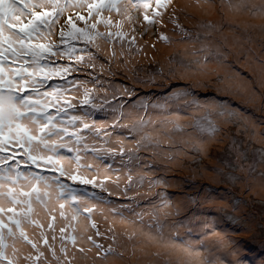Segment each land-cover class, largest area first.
<instances>
[{
	"label": "snow or ice",
	"instance_id": "obj_1",
	"mask_svg": "<svg viewBox=\"0 0 264 264\" xmlns=\"http://www.w3.org/2000/svg\"><path fill=\"white\" fill-rule=\"evenodd\" d=\"M172 3L173 0H155L153 15L149 16L145 11L144 21L150 26L162 24V17ZM226 5L234 13L242 12L264 20V0H240L239 3L226 0ZM141 7L147 10L152 4L150 0H0V264H99L101 261L108 264L110 260L122 259L125 255L127 246L121 244L118 236L123 235L132 242L138 232L149 243L164 250L151 253L163 264H228L219 257L205 256L204 252H211V249L202 251L191 241H181L180 233L175 228L165 232L169 225L162 220V216L172 215L171 211H165L170 208V201L166 197H161V203L153 206L155 211L150 214L148 222L144 220L145 213L136 212L132 204L111 208L113 220L119 217L121 224L138 226L131 232L125 230L118 233L115 224L109 221L96 203H88L86 197L78 196L70 185L61 180L67 177L82 185L100 187L111 196L114 193L104 187V181L98 183L96 176L90 178L85 174L99 171L88 162L89 153L93 158L111 154L122 159L127 156L130 162L134 158L139 159L138 156L134 157L132 149H125L122 141L118 140L116 145H112L103 140V137H109L110 140L111 133L97 126L95 121L90 122V113L77 114L79 108L100 107L95 97L98 91L96 85L100 84L103 89L99 78L73 81L68 80V76L81 71L80 65L94 70L95 61L101 59L97 53H103L109 60L117 59L116 44L121 46L119 55L124 54L126 34L119 30L123 28L124 20L114 23L110 17H103V10L131 21V11H138ZM83 8L88 10L87 17L76 11L74 20L73 15L69 14L74 9ZM62 18L68 26L67 31L61 26ZM93 18L96 22L89 24ZM169 19L182 35L189 36L174 12ZM77 20L85 26L78 27ZM98 23L108 30L100 31ZM200 26L216 28L211 22ZM226 27L234 29L237 25L229 22ZM259 27L264 31V23ZM112 28L118 30L112 31ZM162 39L168 41L166 35H162ZM76 41H82L85 49L78 50ZM134 42L135 36L129 41V49ZM102 45H107L109 50L105 52ZM137 51L146 55L143 48L138 47ZM79 52H86L87 60ZM220 55V52H216L205 55L203 60L181 62L169 72L193 79L205 76L209 74L208 65L217 63ZM61 58L73 60L74 64H57L56 61ZM130 63L129 59L124 60L125 66ZM100 67L103 69L104 64L101 63ZM158 71L162 74L163 68ZM261 72L264 76V67ZM55 78L65 80L66 84L46 88V82ZM89 83L93 87H88ZM195 83L200 84L201 81L196 80ZM217 84L218 90L223 93H231L240 87L232 76L218 77ZM193 86L190 84L186 89L173 92L170 99L204 114L198 116L193 125L182 124L179 113L175 112H165L162 119L138 115V123L133 125V130L138 132L135 152L141 149L151 150L153 155L165 152L167 160L175 161L177 157L172 155L175 149L172 133H184L186 127H191L211 137L219 131L215 115L236 114L216 111L227 105L203 103L190 91ZM203 87L207 88V83H203ZM257 96L264 99V93H257L253 89L247 103L254 104ZM117 126L127 127L119 120L112 125L113 128ZM165 144L169 147L165 148ZM61 150L72 155H62ZM18 155L25 159L18 160ZM22 165L29 170H22ZM33 166L58 170V175L49 177L31 171ZM126 179L127 184L122 189L125 195L142 186L140 182L133 181L131 169ZM118 181L119 177L113 181L117 188L120 187ZM148 183L151 188L162 181ZM157 195L160 196L159 193ZM131 199L135 202V197ZM125 209L134 213L137 219H129L122 211ZM97 212L109 222L106 233H102L97 225L94 218ZM212 235H216L215 231ZM97 237H103L111 243L105 246ZM229 244L221 241L216 248H228ZM131 247L134 256L138 245L132 243Z\"/></svg>",
	"mask_w": 264,
	"mask_h": 264
},
{
	"label": "rangeland",
	"instance_id": "obj_2",
	"mask_svg": "<svg viewBox=\"0 0 264 264\" xmlns=\"http://www.w3.org/2000/svg\"><path fill=\"white\" fill-rule=\"evenodd\" d=\"M183 1L173 0L162 17L163 23L149 25V35L144 37L143 34H138V29L143 30L147 25L143 19L145 12L143 9L132 10L130 14L133 19L131 21L117 16L114 12L111 13V19L114 23L124 20L123 28L119 29L126 34L123 53H126L130 60L137 58L134 66L132 67L130 64H128L129 67L118 66L117 61L124 64V60L122 62L120 58L109 60L103 53H97L101 59L95 61L94 70L80 65L81 71L72 72L68 76V80L73 81H91L99 78L100 83L103 84V89L100 88V84H97L98 91L95 93V97L96 103L100 107L98 109L79 108L77 114L90 113V122L95 121L97 126H102L111 133L110 140L109 137H103V140L109 141L112 145H116L118 140L122 141L125 149H132L134 157L138 156L139 159L134 158L130 162L127 160V156L122 159L111 154L101 158H93L92 154L89 153L88 162L92 163L99 171H89L85 174L90 178L96 176L98 183L104 181V187L109 192L114 193L111 196L100 187L82 185L68 180L67 177H62L61 180L70 185L78 196L86 197L88 203H96L103 214L108 216L109 221L115 224L118 233H123L125 230L131 232L134 227L138 226L121 224L119 217L113 220L111 208H119L122 204H132L136 212L145 213L144 220L148 222L150 214L155 211L153 206L161 203V197H166L170 201V208L165 211L172 212L170 216H162V220L169 225L168 228H165L166 233L171 228H175L180 233L181 241L192 242L191 238H195L192 243L202 251L206 248L212 250L211 252H204L205 256L209 258L212 256L220 258L221 256L227 262L232 260L231 264H236V262L239 264H264V198L239 206L240 200L232 198L233 194L230 192L235 191L240 183L239 190L243 193L242 199L247 203L244 195L245 193L248 195V190L241 188V186H245L242 174L244 173L243 170L252 171L253 167L245 162L243 158L244 146H240L247 141L264 144V99L257 96L256 102L249 104L247 103L248 98L220 92L217 84L218 77L232 76L235 80L238 77L250 82L252 90L255 89L257 93H264V76L258 77V66H264V31H261L259 27L260 24L264 23V20L250 17L242 12L230 11L227 8L226 0H210V2L209 0H190L185 5H178ZM150 2L152 7L149 8L147 14L152 16L155 0H150ZM234 2L239 3L240 0H234ZM179 9H182L188 18L195 20L193 23H189L178 19V22L188 31L189 36L187 37L169 22V17L172 16L173 12L178 13ZM208 22L215 24L216 28L207 29L200 26ZM229 22H235L237 27L234 29L227 28L226 25ZM76 23L79 27H84L81 23ZM250 25L256 27H249ZM165 26L168 27V30L163 29ZM133 28L135 31H132ZM107 30L103 28L101 31ZM115 30L118 29L115 28ZM242 30L250 32V35H242ZM162 35H166L168 41L163 40ZM209 35L216 40H211ZM223 35L235 37L237 41L244 44L231 48L225 43L222 38ZM133 36H135V42L129 49V41ZM56 39L58 42V32ZM75 43L78 50L85 49L82 41ZM146 43L149 45L148 58L140 61L138 57L142 53L138 52L137 48H142ZM170 44H175L177 47L172 50L166 49L165 46ZM223 44L229 50H224ZM151 45H155V47L153 48ZM202 48L206 51H199ZM91 50L95 51V49ZM216 52L221 53L217 57L218 62L208 65L209 73L214 75L213 79H205L203 76L193 79L191 76H182L180 73L172 75L169 72V69L176 68L181 62L203 60L205 55ZM79 54L84 55L85 60H87L86 52H79ZM233 54L236 56L234 57ZM56 63L74 64V61L61 58ZM101 63L104 64L103 69L100 67ZM222 67H228L229 71L224 74L222 70L219 71ZM129 68L132 70L129 71ZM160 68H163L162 74L158 71ZM196 80L207 83L208 87L204 88L203 84H196ZM65 84V80L55 78L46 82V88ZM190 84L194 85L190 91L203 103L227 105L223 109L217 108L216 111L244 113L259 119L261 131L250 130V126L247 130L238 128L236 124L239 122L235 119L236 114H229V117L227 114L224 116L215 115L214 118L219 131L214 136L202 135L191 127H186L184 133H172L175 145L172 155L177 157L175 161L167 160L165 158L167 153L165 152H158L155 155L151 150L141 149L139 152H135V137L138 132L133 130V125L138 123L136 119L138 115L162 119L165 112H175L179 113L182 124L193 125L196 118L204 114L202 111L189 109L183 104L174 103L170 99L173 92L186 89ZM88 87H93V85L89 83ZM228 118L232 120L231 124L228 123ZM117 120L127 127L117 126L113 128L112 125ZM220 146H223L221 152H219ZM164 147L168 148L169 146L165 144ZM201 151L210 155V159L202 160L199 157ZM228 152L232 153L228 154ZM61 154L72 155L66 150H61ZM213 156L221 162L220 170H218L219 179H224L221 184L228 188L218 185L206 190V186L200 180L202 175L210 172L209 167L211 162H214ZM244 156H253L257 160L255 165L261 169L260 173L264 178V149L255 147L245 150ZM17 159L20 160L18 157ZM70 167H74V165ZM21 168L22 170L25 169L23 166ZM129 169H131L133 181L140 182L142 186H138L135 191H130L125 195L122 189L127 184L126 177L129 175ZM44 175L49 177L58 175V170L52 171L47 168ZM106 177H111L114 180L119 177L120 187L117 188L116 184H109L110 179L106 180ZM156 180H160L162 183L154 184L149 188L148 182ZM132 197H135V202L131 199ZM216 197L222 198V200L216 204L213 202L211 207L204 208L203 200ZM227 198L232 199L227 204L228 206L232 205V207L223 204ZM122 211L129 219H137L134 213L126 209ZM239 212L253 213V218L258 222L255 232L246 226L248 223L245 219L246 216H239ZM94 218L100 231L106 233L109 222L105 221L99 212L94 215ZM213 231L216 235H212ZM143 237L138 232L137 238L129 242L123 235L118 236L121 244L127 246L125 255L122 259L110 260L108 264H163V261H158L156 257L151 255L157 250L164 251L156 246L148 249V254L142 258L141 245L143 244L141 242ZM97 239L105 246L111 243L110 240L103 237H97ZM221 241L230 242L229 247L225 248L228 255L220 253L222 248L217 250L216 245ZM132 243L138 245L134 256L132 255ZM233 250L234 254H232ZM230 253L231 255H229ZM99 264H104V262L101 261Z\"/></svg>",
	"mask_w": 264,
	"mask_h": 264
},
{
	"label": "bare ground",
	"instance_id": "obj_3",
	"mask_svg": "<svg viewBox=\"0 0 264 264\" xmlns=\"http://www.w3.org/2000/svg\"><path fill=\"white\" fill-rule=\"evenodd\" d=\"M190 0H184L183 3L180 2L178 3V5H185L189 2ZM144 10V11H147V13L149 12V9L145 10L143 7L140 8V10ZM76 11H79L81 15H84V16H88V10L87 8H83V9H74L72 10L71 13L69 14H72L73 15V19L75 20V12ZM198 13V12H196ZM175 16L180 19V20H185L189 23H193L195 20H191L190 18H188L186 16V14H184L183 10L182 9H179L178 13L175 14ZM103 17L104 18H111V13H109L107 10H103ZM76 22H79L81 23L83 26L84 23L82 21H76ZM96 20L95 18L89 20V24L91 23H95ZM170 22V20H169ZM259 22V21H257ZM61 26H64L65 28V31H67L68 29V26L64 24V21H63V18L61 19ZM173 25V23H171ZM138 25V24H137ZM67 26V27H66ZM77 26L79 27V25L77 24ZM97 27L98 29L101 31L103 30L104 25L102 23H98L97 24ZM59 28V26H58ZM138 29V28H137ZM164 30H168V27H163ZM112 31H116L115 28H112L111 29ZM139 32L138 34L139 35H142L143 34V37L144 36H148L149 35V25L147 24L146 27H144L143 30H140L138 29ZM58 32V31H57ZM242 35H245V36H249L250 35V32H246V31H243L241 32ZM209 38L213 41L216 40V38H213L211 35H209ZM222 38L224 39L225 43L230 46L231 48H236L237 46L241 45V44H244L243 42H239L235 39V37H232V36H229V35H223ZM118 39V38H117ZM115 49L117 50V53H118V57L117 59H121V62L123 60H125L126 58L130 60V58L128 57V55L126 53H124L123 55H119L120 51H121V46L119 44H116L115 46ZM177 45L175 44H170V45H167L165 46L166 49L168 50H172L174 48H176ZM102 48L104 49L105 52H107L109 50L108 46L107 45H102ZM143 48V53H146L145 54H142L140 57H138V59L141 61V60H145L148 58V55L147 53L149 52V45L146 43L144 44V46L142 47ZM223 49L224 50H229V48L223 44ZM233 56L235 57L236 55L233 54ZM131 63H130V66H134L135 64V61H137V58H133L132 60H130ZM134 62V63H133ZM117 65L118 66H125L123 63H119L117 61ZM127 67H129V65H127ZM262 67L264 66H258L259 70H258V77H262V72H261V69ZM226 74L229 70H228V67H222L219 69V71H221ZM205 79H213L214 78V75L212 74H208V75H205L203 76ZM236 81L238 82V84L240 85V87H237L236 89L233 90V92H231L232 94H234L235 96H238V97H244V98H249V96L252 95L253 93V90H252V87H251V84L250 82H247V81H244L243 79L241 78H236ZM200 84H203V81H201ZM256 88L258 89V86H256ZM259 90V89H258ZM239 92L240 94L237 95L236 93ZM228 113V112H227ZM229 114H227L228 116ZM239 116H240V122L237 125L238 128L240 129H243V130H247L248 127L249 129H255L254 131H261V121L257 118H255L254 116H249V115H245L244 113H239ZM229 117V116H228ZM228 123L231 124L232 123V120L230 118H228ZM244 146V147H243ZM240 147H243V158L245 160V162L252 166V171H249V170H243V174H242V178L244 179V184L245 186H241V188H247L248 190V195L245 193V198L247 200V203L244 199H242V196H243V193L239 190V186H240V183H239V186L238 188L236 189L237 191V197L241 199V202L239 204L240 205H246L248 203H253L254 200H261L262 198H264V178L263 176L261 175L260 171L261 169L258 168V165H255V163L257 162V160L254 159L253 156H244V151L245 150H250V149H254L255 147L257 148H263L264 149V144H257L255 142H250V141H247L244 145L240 146ZM223 151V146H220V150L219 152ZM199 157L202 159V160H208L210 159V155H208L207 153L201 151ZM213 159H214V162H211V166L209 167L210 168V172H208L206 175H202L201 177L202 178H207L208 181H211V182H215V183H222L224 179H219V172L218 170H220V167L215 169V165L218 163V161L216 160V158L213 156ZM240 171H242V169H240ZM257 171V172H256ZM200 177V178H201ZM213 177V178H211ZM211 178V179H209ZM113 181H115L114 179H110L108 181L109 184H114ZM243 182V181H241ZM214 201V204H216L217 202H220L222 200V198H213L212 199ZM241 213L242 215H245L246 216V220L248 221V223H246V226L255 232V228L258 224V222L253 218V213L250 212L249 214H244L242 212H239ZM240 216V215H239ZM211 230V229H210ZM208 230V231H210ZM147 231V230H146ZM141 245L142 246V251H143V254H142V258H145L146 257V254L152 247H154L155 245L154 244H151L149 243V241L147 240V238L144 236L143 239H142V242H141ZM147 244V245H146ZM149 249V250H148ZM220 253L221 254H225V255H228L227 252H226V249L225 248H222L220 250ZM231 255V253L229 254ZM221 259L225 260L223 257L220 256ZM229 259V257H228ZM226 261V260H225ZM232 261V260H231ZM231 261H228V264H231Z\"/></svg>",
	"mask_w": 264,
	"mask_h": 264
},
{
	"label": "trees",
	"instance_id": "obj_4",
	"mask_svg": "<svg viewBox=\"0 0 264 264\" xmlns=\"http://www.w3.org/2000/svg\"><path fill=\"white\" fill-rule=\"evenodd\" d=\"M51 81V80H50ZM235 119L238 121V122H240V116H239V114H236V116H235ZM229 153H232V152H228V154ZM18 158H20V160H23V159H25L23 156H21V155H18L17 156ZM23 166V165H22ZM221 166V162L220 161H218V163L215 165V169H217V168H219ZM24 167V166H23ZM24 170H26V171H28L29 169H27V168H25ZM46 170H47V168L46 167H41V168H36L35 166H33L32 168H31V171H34V172H36V171H38V172H41V174H46ZM200 180H201V182L206 186V190H208L209 188H212V187H215V186H218V185H222L221 183H215V182H211V181H208V179L207 178H200ZM222 186H224V185H222ZM224 187H226V186H224ZM226 188H228V187H226ZM237 190H235V191H230L232 194H233V197L232 198H237V199H239L240 200V202H241V199L240 198H238L237 197V192H236ZM231 198H227V200H225L224 202H223V204H225L226 206H228L227 204L229 203V202H231ZM214 201L212 200V199H205V200H203V204H204V208H207V207H211V205H212V203H213ZM228 207H232V205L231 206H228ZM239 215L240 216H242V214L241 213H239ZM192 239V242L195 240V238H191Z\"/></svg>",
	"mask_w": 264,
	"mask_h": 264
}]
</instances>
